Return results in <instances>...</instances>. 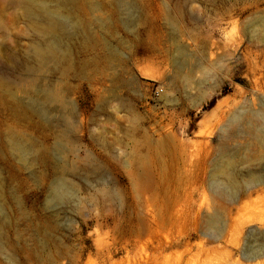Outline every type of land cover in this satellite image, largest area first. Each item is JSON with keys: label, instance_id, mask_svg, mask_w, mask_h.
Here are the masks:
<instances>
[{"label": "rangeland", "instance_id": "obj_1", "mask_svg": "<svg viewBox=\"0 0 264 264\" xmlns=\"http://www.w3.org/2000/svg\"><path fill=\"white\" fill-rule=\"evenodd\" d=\"M47 5L67 28L59 58L44 68L34 56V47L47 42L42 11L0 0V264L263 262L242 254L250 232L261 235L264 225L239 229L229 221L244 202L240 192L230 203L208 187L220 126L210 137L201 134L232 103L246 98L256 104L264 93V79L255 87L264 72V41L250 30L264 18V0ZM255 54L254 78L246 60L256 63ZM44 86L74 111L67 155L56 151L65 129L59 115L47 120L28 106L33 90ZM13 138L31 147L28 165L10 149ZM205 147L210 157L201 163ZM59 177L73 191L55 200ZM172 210L174 222H163ZM214 211L225 223L218 241L207 237L203 219ZM114 239L119 250L110 254ZM124 243L127 249L120 248Z\"/></svg>", "mask_w": 264, "mask_h": 264}, {"label": "bare ground", "instance_id": "obj_2", "mask_svg": "<svg viewBox=\"0 0 264 264\" xmlns=\"http://www.w3.org/2000/svg\"><path fill=\"white\" fill-rule=\"evenodd\" d=\"M19 1L23 4V6H25L26 10H28L29 12L39 10L43 13V24L41 25L40 32L45 35L47 42L44 44H37L34 47V56L38 65L44 66L45 68L46 64H51L50 62H54L57 60V58H59L61 52V33L66 30L67 21L63 19L56 10L50 9V7L47 5L49 0ZM250 30L253 34L254 39H256L257 41H264V18H261L256 22L252 23L250 26ZM240 43L241 42H239V44ZM258 57L259 54H255L254 60H256V63L248 59L246 60L247 65L249 66V69L254 78L257 75L254 66L258 65ZM263 73H260L259 77H257L255 80L256 88H259L260 84L263 83ZM33 91H36L35 96L32 95L29 100H27L30 110L36 113L37 115L46 118L47 120L48 116H50L52 113H55L60 117V119L56 121H61L64 125L62 127H65V129H63L61 133L57 135L58 144L56 151L60 156H62L64 151H67L68 144L71 145V140L68 141L69 138L67 136V133L68 127L71 128L73 126L74 111L72 112V110L69 108L70 106H68L64 97H62L54 89L49 88L48 86H44L42 87V89H37L36 87ZM28 96H30V94H28ZM256 98V104L254 103L256 102L254 99L248 100L246 98H244L245 100L242 101V103L240 102L239 105H237L236 103H232L231 106L233 107V110L228 108L227 111H222L221 117L217 119L214 124L207 127L206 131L201 134V138H204L205 136L210 137L212 133L211 131L217 126H220V143L218 145L217 153L215 152L216 155L213 159L214 165L213 170L209 176L208 187L212 195L225 197L230 203H236L237 194L238 192H240V199L244 200V202H240L241 206L237 209L236 215H233V217H229V221L231 222V224L237 226L239 229H242L244 225L250 223L264 225V93H261V97L259 96ZM225 114H228L227 119L222 125H220L221 120ZM51 118L52 117L50 116V120L54 119L55 117L52 119ZM58 118L56 117L55 119ZM12 140L10 141L12 143V148L10 149H14L13 151H15V153L17 154L16 157L20 159L19 161H22L23 164L28 165L30 163V158H28V156H30L29 152L31 150V147L27 145L28 143H22L17 139H14L13 141ZM63 144H65V146ZM202 155L203 156H201L198 161L201 163H206L207 159L210 157V153L206 149V147L204 148ZM194 156L195 154L192 155V158ZM237 165H244L245 167H242L244 172L241 169V172H238L236 170ZM248 166L253 167V169H248ZM62 176L65 177L66 175L63 174ZM60 177L59 179L57 178V180L55 181V187L53 185L55 189L53 192V198H55V200L67 197L73 191L72 187L66 183L63 177ZM113 195L115 196L114 193ZM247 199H249V202L247 201ZM249 207L252 208V215H247L245 213V210ZM1 209L2 208L0 207V217L3 216V209ZM151 218L152 221L157 224V219L154 216H152ZM221 218H223L221 213L217 211H214L212 214H208L203 217L204 223L206 225L205 229L208 233L206 235L209 239H214L218 241L223 238L225 233V223L222 222ZM161 219L163 222L173 223L175 220L173 210L172 212H169L164 215V217ZM234 228L235 227H233V229ZM233 229L230 230L232 231ZM239 229L237 230L239 231ZM235 230L236 229H234V231ZM118 232L120 234L125 233L124 230H118ZM233 235L235 234H232V236ZM235 236L234 238L237 237ZM251 238L252 240L247 241V245L245 247L246 249L243 252L242 257L246 261L255 262L264 258V232H262L261 235H256L255 232L251 231L250 235L248 236V239ZM117 246H119V242L114 239V242L112 243V251L110 252V254H113L117 250H119ZM127 246V243H124L120 245V248L127 249ZM2 249V234L0 229V254L3 253L2 255H4V251L2 252ZM260 264H264V261Z\"/></svg>", "mask_w": 264, "mask_h": 264}]
</instances>
